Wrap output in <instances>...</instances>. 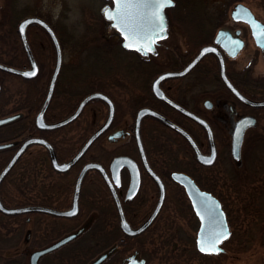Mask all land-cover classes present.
<instances>
[{
	"label": "flooded vegetation",
	"instance_id": "flooded-vegetation-1",
	"mask_svg": "<svg viewBox=\"0 0 264 264\" xmlns=\"http://www.w3.org/2000/svg\"><path fill=\"white\" fill-rule=\"evenodd\" d=\"M239 2L247 6L257 19L264 24V19L258 17L253 9L243 1H236L228 8L229 21H224V18L221 17L216 23L209 22V8L206 5L204 7L185 9V12L190 14L201 15L199 22L192 21L189 23L173 22V18L170 16L171 9L168 7L164 9L165 26L164 31L160 35L163 38L158 37L153 41L152 51H145L142 48L130 50L136 56L134 61L136 71L114 70L106 72L105 78L108 81V88L107 92L105 90L102 92L111 100L113 114L107 129L95 140L99 139L102 142L105 139L109 143H119V151L114 152L113 147L108 148L109 146L104 147L106 153L102 150L100 155L101 157L103 155V161H99V163L104 168V174L94 168L85 172L78 193V210L75 215L58 216L47 212H37L41 215L40 220L43 221L44 229L50 223L46 222L49 218L60 221L58 224L63 223L70 226H74L73 220L79 214L86 215V217L92 219L91 224L87 227H73V231L71 230L65 235L77 232L76 235L60 247L42 254L38 259V264H56L52 262L51 258V262L43 261L41 263L48 256H55L54 261L62 260L60 254L56 255V251L66 244L72 243L74 239L85 231V228L90 236L89 239L93 237L94 239L103 240L111 232L116 233L115 243L111 247L106 246L104 248V244L100 247L96 246L95 244L99 243L97 240L90 242L94 248L98 247L97 250L101 251L97 252L93 257L90 255V260L86 264L93 262L98 256L107 252V256L98 264L106 263L110 256L120 248L125 237L133 238L146 232L152 223L156 221L163 206L170 200L169 198L172 197L174 192H182L185 196L184 204L187 205L190 213L199 223L184 186L173 177L174 172L187 175L200 190L208 192L219 202L228 225L229 238L231 232L229 218L232 209L229 208V204L226 205L224 203L221 196L216 194L215 191L231 188L240 190L245 188L247 190L255 189L257 185V183H253L257 179L255 173H250L245 176V179L240 177L242 170H244L242 167L244 165L242 148L247 143L252 146L251 143L264 142V105L250 103L264 101V75H258V72L254 69V64L259 60L264 61V47H260L255 43L252 30L247 23L231 18V11L234 5ZM226 13L227 9L224 14ZM176 18L181 17L177 16ZM28 31L30 30L27 28L26 39L36 63V74L30 78H21L28 82H35L42 77L44 64L39 61L38 54L28 37ZM218 32L220 34L219 42L217 43L215 38ZM115 33L119 38L118 33ZM38 34L37 51L40 54L41 51L43 52L46 39L44 34L40 32ZM18 40L20 49L19 51L15 50L12 53V57L15 59L14 61L21 62V64L13 66L24 70L29 69L31 68L29 56L23 48L19 34ZM221 42L223 45L220 44ZM119 44H121V39ZM237 44H239V47L236 49ZM207 45L215 47L217 52L209 51L205 53L192 67L182 74L161 78L157 82V86L155 85V88L159 89L161 96L153 91L152 85L159 75L167 72L179 73L185 70L200 49ZM241 56L245 57L248 64L244 68L237 69L235 64ZM143 62L145 63L144 65L142 64ZM222 71H224V75L231 87L224 80ZM1 75L2 73L0 72ZM143 78L144 80H142ZM125 85L128 86L127 89L132 90L129 94L130 96L123 92L124 89L120 90V87L125 88ZM134 91L137 93L132 96ZM52 101L53 98L51 97L47 106L49 110L51 109ZM92 104L95 106L93 113L102 119V123L86 136V139L106 121L109 115L107 103L103 102L101 106ZM142 109L154 111L171 124H168L158 115L147 112L137 119L138 112ZM11 115L17 116L4 125L14 123L20 126L18 132L9 140L13 142L10 147L12 154L26 138L37 136L51 144L57 158L53 144L46 138L49 132H52V135L55 136L53 132L55 129L37 128L34 123V116V129L31 132H27L24 136L25 126L19 122L21 120L19 119L20 114L11 113L0 116V118ZM50 117L52 119L46 120L44 116L47 123L56 121L53 114ZM200 119L207 123L208 128L200 122ZM174 125L189 135L200 153V158L190 140L174 128ZM239 132H242L239 153L237 157H234L232 153V138L233 135L239 134ZM116 133L118 135H115ZM138 140L141 141L143 147V156H141L138 149ZM147 141L150 143L149 148L146 146ZM35 146L39 147L40 154L44 157L42 158L43 171L40 172V175H42L41 194L43 197L51 196V205H41L58 211L70 209L73 203L75 182L80 169L85 163L96 160L87 159L81 161L77 170L70 171L72 166L82 158L86 150L67 170L57 171L52 167L48 150L43 144H29L23 153ZM116 155L128 156L136 164L138 183L133 193H131L133 175L130 168L123 166L118 173L110 170L111 160ZM72 156L67 160H59L58 158L57 160L58 162H65ZM46 160L52 170L61 174V177L57 178V182L55 181L51 186V192H48L46 188ZM209 160L211 163L207 162ZM146 163L149 169L145 166ZM173 165H177V167L174 168ZM91 176L96 178L95 180L102 182L104 187L102 189L103 198L87 201L89 203L87 204V209L82 213L80 193L87 178L89 179ZM60 180H66V182L62 183ZM243 180H248V182ZM160 184L163 187V199L151 225L137 236L125 235L120 229L121 216L119 211L132 228L138 227L157 206L160 196ZM57 239H52L51 242L44 241L47 243H44L40 248L48 246ZM224 241H222L221 245Z\"/></svg>",
	"mask_w": 264,
	"mask_h": 264
},
{
	"label": "rangeland",
	"instance_id": "rangeland-1",
	"mask_svg": "<svg viewBox=\"0 0 264 264\" xmlns=\"http://www.w3.org/2000/svg\"><path fill=\"white\" fill-rule=\"evenodd\" d=\"M203 1L206 7L209 8L208 17L209 22L212 23H216L221 17L224 18V21H229L228 8L236 1L247 3L258 17L264 19V0ZM6 2L7 0H0V21L7 10V13H9V10H13L12 16L14 17L16 10H23L22 13H24V9H28L26 12L27 14L24 16L33 15L32 13L35 15L37 14L52 26L57 35L58 33L60 34L62 40L63 65H67L68 68L70 67V63L72 64L73 61L79 58L77 53L78 50H81L79 43L73 44L74 39H72V37L81 39L83 35L85 36L81 39H85L83 41L84 44H81V46H83L81 48L83 49L85 46L91 48V46H93L92 44H98L102 48L104 47V51L108 48L105 41H107V39L110 40V35L113 33V30L106 27L104 24L101 25L98 21L100 18L101 21L103 20L102 8L104 4H109L106 0H11L9 7L8 5L6 6ZM226 9L227 13L224 14ZM24 16L22 15L21 18ZM19 20L20 19L17 20V23ZM94 30H96V33H93ZM38 32L40 31L37 29H30V31H28V37L38 54L39 61L44 64L48 51L53 48L45 42L43 52L41 51L42 54L38 53ZM102 35L107 37L105 41ZM91 49L87 51L90 52V61L86 63L85 67L86 73L88 72L90 74L88 81L78 80L82 83L80 85L81 88L84 90L87 89L86 92H90L93 87H105L106 84H108L107 79L98 74L102 68L92 62L93 54ZM9 55H11V53ZM113 58L120 59L116 54L113 55ZM9 60L14 61L15 59L11 57ZM54 60L55 53L50 74L54 67ZM22 62L24 63L23 60ZM112 62H115V59H112ZM77 63L78 60L75 64ZM246 64H248V61H246L244 56H241L237 60L235 66L237 69H240L244 68ZM118 66L122 69L121 64ZM77 69H75L74 78L78 79L82 75H78ZM254 69L258 72V75H264V61L259 60L254 64ZM63 72L65 74L71 73L70 71H66V69ZM0 78L3 79V76L1 75ZM1 83L4 86V95L8 99L14 100L17 96L19 87L11 85V87L8 88L9 85L7 86L4 81ZM127 87L128 86L125 88L120 87V90L124 89L123 92L130 96L129 94L132 90L127 89ZM56 88L58 92H62L63 90L68 92L71 90V86L67 87L62 79L57 80ZM135 93L137 92L134 91L132 96H134ZM61 99V95L53 97L49 114H53L54 120L61 118L60 115L63 109L60 108V105L62 102L65 101V104L67 103V100ZM94 109L95 106L92 103L85 106L80 117L65 128V134H59L60 138H68L70 146L77 147L86 136L102 123V119L99 116H95V113H93ZM19 129V124L14 123L1 126L0 142L11 140ZM25 134L26 133L23 135L25 136ZM101 143L104 147H113L114 152L119 151V143H109L105 139ZM251 144L252 146L247 143L242 148V157L244 161L242 167L244 170H242L240 177L245 179V176H248L250 173H255L257 176V179L253 181V183H257L255 189L247 190V188H245L244 190H240L231 188L215 191L216 194L221 196L224 203H226V205L229 204V208L232 209L229 218L231 232L229 238L222 244L224 248L223 252L211 258H202L195 254L197 253L195 249V236L199 223L192 216L187 205L184 204L185 196L182 192H174L172 197L169 198L170 200L163 206L156 221H154L146 232L143 233V238L141 240L137 239L135 245L126 249L124 252L125 255L122 257L125 258L132 253H136L139 257H143L142 253H145L147 255L146 257H148V259L144 257L146 264H264V142ZM146 146L149 148V141L146 142ZM32 149L37 150V148ZM40 157L44 158L38 155V159L35 158L32 165L35 167L38 165L41 172L43 171V163ZM173 167L176 168L177 165H173ZM41 177L42 175H40V173L33 177L35 182L38 181L35 185L30 184L35 183L33 179L30 183L25 180L26 183L22 185L24 187L23 190H40L42 192ZM95 179L96 178L93 176L89 179L87 178L86 183L82 186L80 193L82 213L86 211L89 201L103 198V184L100 180ZM243 181L248 182V180ZM12 186L16 187L17 184L14 183ZM12 186L11 184L9 185L10 189ZM16 190L14 191L17 192ZM37 214L38 213H30L21 215L22 217L18 219L13 217H0V245H2L0 264L6 258L12 257H21L19 259V264H29V254L32 251L39 249L44 243L51 242L52 239H57L69 233L73 227L78 228L82 226L81 228H84L92 222L90 217H86V215L84 216L83 214H79L73 220L74 226L63 223L58 224L60 221L49 218L46 222L50 223L48 227L44 229L43 221L40 220L41 217ZM115 235L116 233L111 232L110 235L103 240L94 239L93 237V239H89L90 236L87 234V229L85 228V231L74 239L72 243L70 242L68 245L66 244L60 250L56 251V255L60 254L62 260L54 261L55 256H48L45 257L41 263H43V261L51 262V258L52 262L56 264H86L91 256L93 257L97 252L101 251L97 250L98 247L94 248L90 242H95V240H97L99 243L95 244L96 246L100 247L104 244V248L106 246L111 247L113 243H115ZM116 260L117 256H114L109 258L104 264H116ZM121 263L120 261V264Z\"/></svg>",
	"mask_w": 264,
	"mask_h": 264
},
{
	"label": "water",
	"instance_id": "water-1",
	"mask_svg": "<svg viewBox=\"0 0 264 264\" xmlns=\"http://www.w3.org/2000/svg\"><path fill=\"white\" fill-rule=\"evenodd\" d=\"M110 1H111V4H105L104 5L103 15H104V18L110 22V25L121 36L122 47H124L125 49H128V50H135V49L138 50L141 48L145 49L148 47L152 48L153 41L156 40L158 37H160V35L162 33L159 31V27L158 26L157 27L147 26L144 30L140 31L138 35H130L129 32L123 28V26L120 24L118 19H109L106 16V14H105L106 10H108L110 13H115L117 10L116 0H110ZM172 3L174 4L173 0H172ZM129 11L132 12L133 14L135 12L134 9L129 10ZM143 11L145 13H147L149 11V9H143ZM162 16H163L162 24H163V28H164V26H165L164 8L162 10ZM231 17L234 20L243 21V22L247 23L252 30V35H253V38L255 40V43L257 45H259L260 47H264V39H258L259 37L262 36V30H264V24L254 16V14L251 12V10L247 6H245L242 3H237L231 11ZM129 22H131V20H129ZM33 23L38 24L39 26H41L46 31V33L48 34V36L50 37V39L52 41L54 51H55V65H54V68H53V71H52V74L50 77V81L48 84V89H47L45 99H44L39 111L37 112V114L35 116V120H34L35 126L39 129H41V128L55 129V128L62 127L63 125H66L69 122L73 121L81 113L83 107L92 99H101L104 102H106L109 106V115H108V118L106 119V121L101 126H99L85 140V142L82 144V146L79 148V150L68 161H65V162H58L51 144H49V142H47L45 139H43L41 137H37V136H30V137L26 138L19 145V147L14 151V153L12 154L10 159L7 161V163L4 165V167L0 170V183L3 180V178L5 177V175L9 172V170L13 167V165L15 164V162L17 161L19 156L23 153L25 148L29 144H32V143L43 144L47 148L51 165L55 170H57V171L67 170L69 167H71L80 158V156H82V154L88 149V147L91 145V143L101 133H103L107 129V127L110 123L112 114H113V104H112L111 100L109 99V97L100 91H94V92H91V93L85 95L79 101L78 105L73 110V112L71 114H69L68 116H66L65 118H62L56 122H51V123L45 122L44 114H45V111H46L47 106L49 104V101L51 99L53 88H54V85H55L56 79L58 77V74L60 72V68H61V64H62L61 46H60L59 40H58L54 30L52 29V27L46 21H44L42 18H40L38 16L31 15V16H25L24 18H22L18 23L17 31L19 33L23 48L29 56L31 68L24 70V69H19V68H16V67H13V66H10V65H7V64L0 62V70L6 71L9 73H13L15 75H20L23 78L33 77L32 75H25V73L36 72V63H35V60H34L32 54H31V51L29 49V46L27 44V39H26V28L28 25L33 24ZM22 28H23V30H22ZM219 34H220V32H218L217 37L215 38V41L217 43L219 42V39H218ZM220 44L223 45L222 42ZM238 47H239V44H237L236 49ZM209 51L217 52V49L215 47H213L212 45L203 46L200 49L199 53L195 56V58L187 65L185 70H183L179 73L167 72V73H163V74L159 75L157 80H155L153 85H152L153 91H155L159 96H161L159 94V89L155 88V85L157 86V82L161 78L166 77V76L182 74L184 71H187L190 67H192L205 53H207ZM234 52H231V53H234ZM221 64H222V61H221ZM222 70H223V68H222ZM222 72H223L222 76L225 78L224 80L231 87L230 83L228 82L227 78L224 75V71H222ZM250 103L255 104V105H264V101L250 102ZM146 112L152 113L153 115H158L160 118L164 119L168 124H171L165 118L161 117L159 114H157L154 111H151L149 109L139 110L137 119H139V117L143 113H146ZM190 115L193 116L191 113H190ZM16 116L17 115L1 117L0 118V126L7 124L9 121L14 119ZM195 118H197V117H195ZM197 119H199V118H197ZM200 122L203 123L208 128V125L205 121L200 119ZM173 127L176 128L177 130H179L183 135H185L190 140V142L192 143V145L195 147L196 151L198 152V157L200 158V153L197 150L194 142L189 137V135L187 133H185L179 127H177L175 125ZM241 134H242V132H239V134L233 135V138H232V153H233L234 157H237L238 153H239ZM115 135H118V134L116 133ZM137 144H138V149L141 153V156H143V147H142L141 141L138 140ZM12 145H13V142H10V141L0 142V149L8 148V147H11ZM123 166L129 167L130 170L132 171L133 181L131 183V193H133L136 190L137 183H138L137 167H136V164L134 163V161L131 158H129L128 156L116 155L111 160L110 170L114 173H118L120 168ZM145 166L147 167V169H149V166L147 165V163ZM91 168L98 170L102 174L105 173L104 168H103L101 163L95 162V161H90V162L85 163L77 175V179L75 182V188H74L72 207L66 211H58V210H55V209H52L49 207H45L42 205H26V206H21V207H7L0 200V212L3 214H6V215H16V214L29 213V212H47V213H50L53 215H58V216L75 215L77 210H78L77 199H78V193H79L82 178H83L85 172ZM173 177L176 181H178L179 183H181L184 186L185 191L187 192L189 199L191 201V205H192V207L195 211V214L199 220V226H198V229L196 231V237H195L196 249L202 253H213V252L201 251L200 246H201V243L206 241V240H210L212 238H216V237L221 236L225 230L229 234V229H228V225H227V222L225 219V215H224V212L222 211V209L220 208L219 202L213 196H211L208 192L200 190L196 186L194 181L190 177H188L187 175L180 173V172H174ZM162 199H163V187L160 184V196H159V201H158L157 206L154 208V210L149 215V217L136 228H132L130 226V224L127 221H125L124 217L122 216L121 212L119 211V214L121 216V221H120L119 225H120V229L123 231V233H125V235H128V236H134V235H137V234L141 233L142 231H144L151 224L154 217L157 215L159 208L161 206V203H162ZM76 233L77 232L67 234V235L57 239L56 241H54L53 243L49 244L46 247L39 248V249L32 251L30 254V257H29V264H38V259L42 254H44L50 250H53L57 247H60L61 245H63L67 241L71 240L76 235ZM218 247L221 249V251H223V248L221 247L220 243H219ZM107 254H108L107 252L101 254L93 262H91L89 264L100 263L107 256ZM122 264H146V261L144 258L139 257L136 253H132V254H130L124 258V261Z\"/></svg>",
	"mask_w": 264,
	"mask_h": 264
},
{
	"label": "trees",
	"instance_id": "trees-1",
	"mask_svg": "<svg viewBox=\"0 0 264 264\" xmlns=\"http://www.w3.org/2000/svg\"><path fill=\"white\" fill-rule=\"evenodd\" d=\"M10 3H11V0H7L6 6L8 5L9 7ZM204 6H205V3L203 0H175L174 6L170 8L171 9L170 16L173 18L172 19L173 22H181V23H189L192 21L199 22L200 20L199 17L201 15H195L194 13L190 14L189 12H185V9L190 8V7L194 8V7H204ZM24 10H25L24 13H22L23 10L22 11L16 10L14 17L12 16V13L14 11L9 10V13H7L8 12L7 10V12L3 14L2 20L0 21V62L2 63L11 64V65L21 64V62L10 61L9 58L12 57V53H14L15 50L19 51L20 49L18 34L16 32V24H17V20L21 19L22 15L24 16L27 14L26 12L28 11V9H24ZM32 14L35 15L34 13ZM177 16H180L181 18H176ZM98 21L100 22L101 25L104 24L106 27L110 28V26L108 25V22L107 21L105 22L104 18L102 21H101V18L98 19ZM30 29L31 30L37 29L41 33H43L46 39V44L52 47L50 39L45 33V31L43 30V28H41L38 25H32L28 28V30ZM112 30H113V33L110 35V40L107 39V41H105L107 37L102 35V38L104 39L108 47L106 51L103 50L104 47L102 48L98 44L96 45L92 44L93 46H91V48L93 49H91L90 47L88 48V46H85L83 49L81 48L83 47L81 46V44L83 43L85 39L84 40H81V39L85 36L83 35L81 39L80 38L75 39L76 37H72V39H74L73 44L79 43L81 50H78V53H77L79 57L77 59L78 60L77 64H75L77 61L75 60L72 62V64L70 63L69 68L67 65H63V67L65 68L62 67L63 71H65L66 69V71H70L71 73L65 74L63 71H61L58 77V80L59 79L64 80L67 87L71 86V90L68 92L65 90H63L62 92H58L56 86L54 88L53 97L57 95H61L63 100H67L66 104L64 101L60 105V108L63 109V112L61 113L60 117H63L67 115L68 113H70L74 109L77 102L87 93L86 92L87 89L86 90L82 89L80 86L82 83L78 80L81 79L82 81H85V80L88 81L90 74L88 72L86 73L85 67H86V63L90 61V58H89L90 52H87L89 49L92 50L93 64L98 65L100 68H102V70L99 71L100 73L98 74L102 75L103 78H105V74L108 71H114V70L136 71V68L134 66V61L136 60V56L134 52L124 50L119 44L120 38H118L114 29ZM93 33H96V30H94ZM57 36L62 44L60 34L58 33ZM10 53L11 55H9ZM114 54H116L120 59L118 60L116 58H113ZM53 59H54V52H53V49H51L50 51H48L46 61L44 63L42 77L36 80L35 82H32V81L28 82L19 76H14L6 72H1L3 79L0 78V84H1L0 116H4V115L11 114V113H16V112L19 113L20 114L19 119H21L19 120V122L24 124L25 126L24 133L31 132L34 129L33 118L36 112L39 110L43 97L45 95L46 88H47L48 81H49L48 80L49 74H50L51 67L53 64ZM112 59H115V62H112ZM120 64H121L122 69H120V67L118 66ZM142 64L144 65L145 63L143 62ZM75 69L78 70L77 72L79 76L82 75L78 79L74 78ZM142 80H144V78ZM3 81L5 84H7V86L9 85L8 88H10L11 85L19 87L17 96L14 98V100H10L4 95V91H3L4 86L1 83ZM107 88H108V84H106L105 87H93L91 91L105 90L107 92ZM92 103L98 104L97 106H101L103 104V101L97 99V100H93ZM49 111H50L49 109L46 111V114H45L46 120L52 119L50 117L51 114H49ZM69 125L70 124L53 130V132L55 133V136L52 135V132H49L46 135V138L53 144V147L55 148V151H56L57 158L59 160H67L70 156H72L78 150V148L81 146L82 142L84 141V140L81 141L77 147H72L70 146V143L68 142V138H65V139L60 138L59 134L61 133L65 134V128ZM32 148L34 149L37 148V150H33ZM102 150L105 151L106 153V150L103 144L101 143V140L99 139L95 140L91 144V146L87 149V151L84 153L82 158L78 160V162H76L72 166L70 171L77 170L81 164L80 162L87 160V159L103 161V156L102 157L99 156L102 153ZM11 153H12V149L10 147L5 148V149H0V169L5 165L7 160L10 158ZM38 155L41 156L38 146L27 149L19 157V159L16 161V163L11 168V170L7 173V175L3 178L0 184V199L4 205L9 206V207H18V206H25V205H31V204L51 205L50 203L51 196L43 197L40 190L39 191L26 190V189L23 190L24 187L22 185L26 183L25 180L30 183L33 179V182H35L33 177L37 174L39 175L40 173V169L38 165H36V167L32 165V163H34L33 160L35 158L38 159ZM45 166H46L45 171H46V183H47L46 188L47 190H49V192H51V189H52L51 186L53 185V183H55V181L57 182V178L61 177V174L52 170L47 160H46ZM60 181L62 183L66 182V180H60ZM14 183L17 184L16 187L12 186V184ZM37 183L38 181L35 183H30V184L35 185ZM10 184L12 186L11 189L9 187ZM14 190H16L17 192H15ZM21 215H25V214L4 215L0 212V217H13L15 219H18L22 217ZM37 215L41 217L40 214H37ZM142 236L143 234L137 237H133V238L125 237L123 239V243H121L120 245V250L118 249L111 256V257L117 256L116 264H120V261L123 260L122 256L125 255L124 253L125 250L135 245V242L137 241V239L141 240L143 238ZM1 249H2V245H0V260H1ZM196 252L197 253L195 254L202 258H211L212 256L217 255V254H202L198 252L197 250ZM142 256L148 259L145 253H142ZM19 259L20 258L18 257L6 258L1 264H19Z\"/></svg>",
	"mask_w": 264,
	"mask_h": 264
},
{
	"label": "snow or ice",
	"instance_id": "snow-or-ice-1",
	"mask_svg": "<svg viewBox=\"0 0 264 264\" xmlns=\"http://www.w3.org/2000/svg\"><path fill=\"white\" fill-rule=\"evenodd\" d=\"M117 10L115 13L105 11L109 19H118L123 28L129 32L130 35H138L140 31L147 26L159 27V31L163 32V16L162 10L165 7L174 6L172 0H116ZM135 10L134 14L129 10ZM143 9H149L147 13ZM131 20V22H129ZM23 30V28H22ZM160 38H163L162 36ZM258 39H264V30L262 36ZM145 51H152L151 47L145 48ZM36 73H25V75L34 76ZM211 163V161H207ZM228 238V233L225 230L221 236L206 240L201 243L200 250L204 252L218 253L221 249L218 247L222 240Z\"/></svg>",
	"mask_w": 264,
	"mask_h": 264
}]
</instances>
